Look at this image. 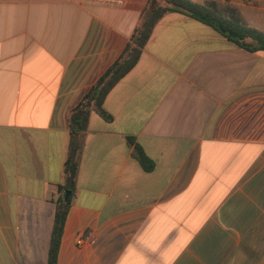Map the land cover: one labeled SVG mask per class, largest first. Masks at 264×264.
<instances>
[{"label": "crops", "instance_id": "obj_1", "mask_svg": "<svg viewBox=\"0 0 264 264\" xmlns=\"http://www.w3.org/2000/svg\"><path fill=\"white\" fill-rule=\"evenodd\" d=\"M218 2L264 32V0ZM148 3L0 0V264H48L69 114ZM103 109L57 264H264V51L169 13Z\"/></svg>", "mask_w": 264, "mask_h": 264}, {"label": "trees", "instance_id": "obj_2", "mask_svg": "<svg viewBox=\"0 0 264 264\" xmlns=\"http://www.w3.org/2000/svg\"><path fill=\"white\" fill-rule=\"evenodd\" d=\"M219 0H149L142 11L129 42L119 58L93 84L81 101L69 114L70 143L65 164L64 183L57 188L56 211L50 240L48 264H57L66 217L76 194V183L84 149L85 132L91 113L97 112L110 120L103 109V103L111 89L138 63L141 54L150 39L154 26L164 16L176 12L200 21L226 37L237 46L249 52L264 51V32L250 26L232 5L221 7ZM133 146V157L146 171L154 169V162L145 154L134 139L128 138Z\"/></svg>", "mask_w": 264, "mask_h": 264}, {"label": "built area", "instance_id": "obj_3", "mask_svg": "<svg viewBox=\"0 0 264 264\" xmlns=\"http://www.w3.org/2000/svg\"><path fill=\"white\" fill-rule=\"evenodd\" d=\"M85 2H89V3H97V4H102V5H106V6H121L124 4V0H83ZM86 235H82L78 238L77 240V244H82V242L84 241V237Z\"/></svg>", "mask_w": 264, "mask_h": 264}]
</instances>
